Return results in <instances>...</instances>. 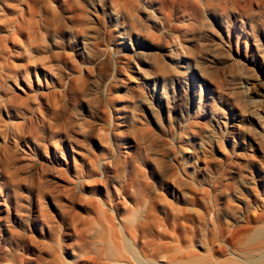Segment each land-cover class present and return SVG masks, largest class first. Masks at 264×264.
<instances>
[{
  "label": "rangeland",
  "instance_id": "obj_1",
  "mask_svg": "<svg viewBox=\"0 0 264 264\" xmlns=\"http://www.w3.org/2000/svg\"><path fill=\"white\" fill-rule=\"evenodd\" d=\"M110 262L264 264V0H0V264Z\"/></svg>",
  "mask_w": 264,
  "mask_h": 264
},
{
  "label": "bare ground",
  "instance_id": "obj_2",
  "mask_svg": "<svg viewBox=\"0 0 264 264\" xmlns=\"http://www.w3.org/2000/svg\"><path fill=\"white\" fill-rule=\"evenodd\" d=\"M110 256L113 258V256H112V255H110ZM110 256H109V257H110ZM109 261H110V260H109ZM109 264H114V263H111V262H110Z\"/></svg>",
  "mask_w": 264,
  "mask_h": 264
}]
</instances>
